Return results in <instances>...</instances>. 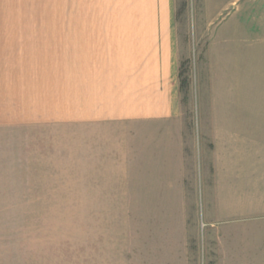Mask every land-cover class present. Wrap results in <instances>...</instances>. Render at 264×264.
<instances>
[{
	"label": "rangeland",
	"instance_id": "obj_1",
	"mask_svg": "<svg viewBox=\"0 0 264 264\" xmlns=\"http://www.w3.org/2000/svg\"><path fill=\"white\" fill-rule=\"evenodd\" d=\"M128 3L0 0V29L136 21ZM173 10L177 126H0V264H264V0ZM140 140L184 152L190 202L136 201ZM237 149L239 172L216 175L215 157Z\"/></svg>",
	"mask_w": 264,
	"mask_h": 264
},
{
	"label": "crops",
	"instance_id": "obj_2",
	"mask_svg": "<svg viewBox=\"0 0 264 264\" xmlns=\"http://www.w3.org/2000/svg\"><path fill=\"white\" fill-rule=\"evenodd\" d=\"M135 7L136 21L63 23L55 34L44 33L42 25L0 29L19 31L0 34L18 42L0 46V126L131 125L140 137L145 127L177 126L173 0H135ZM235 140L240 142L232 138L233 146ZM141 143L134 157L136 201L190 202L197 178L194 168L183 167L184 152L159 156ZM239 151L215 157L216 175L226 173L231 161L239 172L231 159H240ZM257 159L264 165L263 154Z\"/></svg>",
	"mask_w": 264,
	"mask_h": 264
},
{
	"label": "trees",
	"instance_id": "obj_3",
	"mask_svg": "<svg viewBox=\"0 0 264 264\" xmlns=\"http://www.w3.org/2000/svg\"><path fill=\"white\" fill-rule=\"evenodd\" d=\"M185 81V80H184ZM184 81L182 82V86L184 85Z\"/></svg>",
	"mask_w": 264,
	"mask_h": 264
}]
</instances>
